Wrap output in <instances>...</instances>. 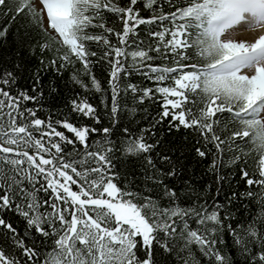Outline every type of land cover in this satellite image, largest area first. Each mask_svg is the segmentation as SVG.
Instances as JSON below:
<instances>
[{"label": "snow or ice", "instance_id": "obj_1", "mask_svg": "<svg viewBox=\"0 0 264 264\" xmlns=\"http://www.w3.org/2000/svg\"><path fill=\"white\" fill-rule=\"evenodd\" d=\"M0 264H264V0H0Z\"/></svg>", "mask_w": 264, "mask_h": 264}, {"label": "trees", "instance_id": "obj_2", "mask_svg": "<svg viewBox=\"0 0 264 264\" xmlns=\"http://www.w3.org/2000/svg\"><path fill=\"white\" fill-rule=\"evenodd\" d=\"M33 59H38V54L36 57H33ZM52 78V74L49 73L47 79H51ZM21 83H24V81H21ZM175 139H180L183 140L184 138H187V140L189 141V145L188 147L185 149L186 152L190 153L188 159H189V169L191 171V173L194 176V179H201L203 178L204 182L207 183L208 179L210 178V174L208 176H205V170H206V164L202 161H200L196 155H195V151H194V147H192V145L195 144V137L190 135L189 132L187 130L181 129L178 137H174ZM233 183L235 184V181H233Z\"/></svg>", "mask_w": 264, "mask_h": 264}]
</instances>
